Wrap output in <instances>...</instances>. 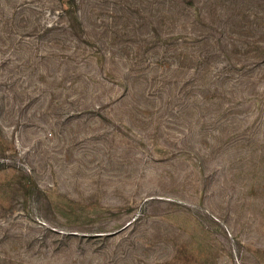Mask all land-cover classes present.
I'll return each instance as SVG.
<instances>
[{
  "label": "rangeland",
  "instance_id": "rangeland-1",
  "mask_svg": "<svg viewBox=\"0 0 264 264\" xmlns=\"http://www.w3.org/2000/svg\"><path fill=\"white\" fill-rule=\"evenodd\" d=\"M239 1L208 7L230 70L199 96L149 9L90 0L79 39L0 13V264H264V0Z\"/></svg>",
  "mask_w": 264,
  "mask_h": 264
},
{
  "label": "trees",
  "instance_id": "trees-1",
  "mask_svg": "<svg viewBox=\"0 0 264 264\" xmlns=\"http://www.w3.org/2000/svg\"><path fill=\"white\" fill-rule=\"evenodd\" d=\"M92 1L94 5H99L98 3H100V0ZM101 1V4H104V1L108 0ZM215 1L217 0H112V3L115 5V7H112V10H123L134 14L141 11L143 7L145 11L149 9L147 16L140 17L144 20H137L141 21L140 25L149 26L151 32L155 34L162 31L163 41L166 45L163 55L175 56L177 61L180 59L177 55L188 59L187 63L189 62L190 64L188 63L187 66L190 69L193 68L196 75V88L194 90L197 92L194 95L199 96L200 92L205 90L206 86H208L207 89L210 88L211 84L214 86V89H217L218 85L214 84V81L217 83V80H220L218 83H223V78L226 77L225 75L230 70L226 64L222 67L214 65L216 57L222 54V51L216 50L215 46L210 43L212 40L214 42L221 40V36L213 38L212 32H218V29L215 26L213 14L208 9ZM220 2L222 3L221 5H226V8H230L229 4H235L234 6L240 4L239 0H220ZM87 3H90V0H0V13L2 15L11 14L12 21L10 24L12 25H15L14 21L18 17V20L23 21L21 26L32 28V30H35L37 26H41L49 32L61 28L62 32L69 31L71 36L79 39V30L84 26L82 9L83 5ZM191 8H194L196 12H193ZM44 11L53 18L41 19ZM221 15L220 13L219 19L224 22L222 19L225 18H220ZM28 34L33 33L29 31ZM149 36L151 35L149 34ZM62 38L63 40L70 39L68 37ZM261 43H264V40L255 39L251 44H248L249 49L246 50V53L253 52V55H258L256 54L258 51L264 50V44L261 45ZM91 55H95V53ZM179 61L180 64L185 63L181 60ZM170 63L166 64L168 69L171 68ZM256 65L257 63L254 62L252 66L256 67ZM259 70H264V67L260 66ZM88 74H86V79H83L80 73L72 75L73 84H77L80 88L84 86L85 92H87L89 85L98 86V81L92 78L90 73ZM260 77L264 78V73ZM210 78L215 79L213 81L208 80ZM235 78L238 79V82H241L240 74ZM78 80H81V82L78 83ZM234 83H237V81ZM75 92L78 93V98H87V95L82 90L76 89ZM200 102L201 98H196L198 106L201 104ZM258 107V111L260 113L263 112L264 103L259 104ZM78 110V112H81L83 108ZM231 112L234 115L235 112ZM228 119L226 118L227 121ZM152 201H154V197L149 200L146 199L139 206V209L134 214L133 221H137L143 217L149 203Z\"/></svg>",
  "mask_w": 264,
  "mask_h": 264
}]
</instances>
